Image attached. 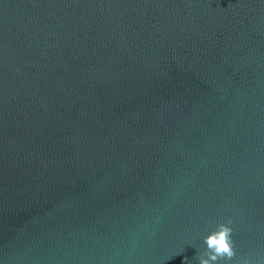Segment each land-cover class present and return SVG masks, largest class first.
<instances>
[{
  "label": "water",
  "instance_id": "obj_1",
  "mask_svg": "<svg viewBox=\"0 0 264 264\" xmlns=\"http://www.w3.org/2000/svg\"><path fill=\"white\" fill-rule=\"evenodd\" d=\"M264 264V0H0V264Z\"/></svg>",
  "mask_w": 264,
  "mask_h": 264
},
{
  "label": "clouds",
  "instance_id": "obj_2",
  "mask_svg": "<svg viewBox=\"0 0 264 264\" xmlns=\"http://www.w3.org/2000/svg\"><path fill=\"white\" fill-rule=\"evenodd\" d=\"M230 225L231 220L218 223L202 236L203 251L197 254L198 264H230L235 254Z\"/></svg>",
  "mask_w": 264,
  "mask_h": 264
}]
</instances>
